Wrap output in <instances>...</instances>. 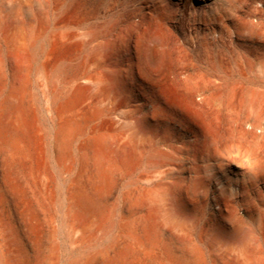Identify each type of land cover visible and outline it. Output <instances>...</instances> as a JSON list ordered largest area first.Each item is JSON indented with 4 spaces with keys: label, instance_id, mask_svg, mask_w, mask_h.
Listing matches in <instances>:
<instances>
[{
    "label": "bare ground",
    "instance_id": "6f19581e",
    "mask_svg": "<svg viewBox=\"0 0 264 264\" xmlns=\"http://www.w3.org/2000/svg\"><path fill=\"white\" fill-rule=\"evenodd\" d=\"M148 1L127 38L120 0H0V264H264V71H189Z\"/></svg>",
    "mask_w": 264,
    "mask_h": 264
},
{
    "label": "rangeland",
    "instance_id": "374dc122",
    "mask_svg": "<svg viewBox=\"0 0 264 264\" xmlns=\"http://www.w3.org/2000/svg\"><path fill=\"white\" fill-rule=\"evenodd\" d=\"M184 1H179V9L181 11L177 12L173 17L174 19H169L168 50L170 53L172 52V56H184V66L189 71L217 78L220 64L226 65L232 53L237 58V64L247 71L252 73L264 71V0H222L220 2L223 21L227 23V19H230L231 14L237 17L234 22L232 20L229 21L230 23L228 22L237 31L233 44H228L227 39L224 40L218 36L221 29L220 25H222L221 22H223L218 20V15L215 14L213 8L218 0H191V3L187 5H185ZM148 2V0H120L119 10L125 17L124 26L127 38L130 30L136 32V36L143 32L142 29L139 31V28L134 26L136 20L134 11L142 7L147 13L151 6V3L149 2L148 4ZM229 4L234 5V7ZM203 10H205L206 14L199 15V11ZM247 21L255 24V31L247 32L245 28H241V25ZM136 36L134 39H130L132 42L127 43L129 50H134ZM174 65L176 66L177 64ZM195 69L197 70L195 71ZM167 91H169L167 101L177 103L182 100L180 98V90L176 86H170ZM178 93L179 95H176ZM169 134L171 136L170 131Z\"/></svg>",
    "mask_w": 264,
    "mask_h": 264
}]
</instances>
